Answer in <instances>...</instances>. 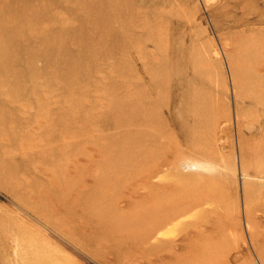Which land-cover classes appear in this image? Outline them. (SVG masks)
<instances>
[{
  "label": "rangeland",
  "instance_id": "374dc122",
  "mask_svg": "<svg viewBox=\"0 0 264 264\" xmlns=\"http://www.w3.org/2000/svg\"><path fill=\"white\" fill-rule=\"evenodd\" d=\"M0 264H264V0H0Z\"/></svg>",
  "mask_w": 264,
  "mask_h": 264
}]
</instances>
